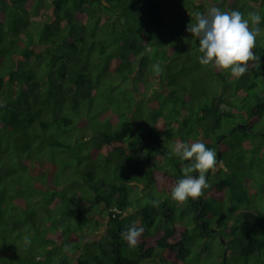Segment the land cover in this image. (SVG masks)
<instances>
[{"label":"trees","instance_id":"16d2710c","mask_svg":"<svg viewBox=\"0 0 264 264\" xmlns=\"http://www.w3.org/2000/svg\"><path fill=\"white\" fill-rule=\"evenodd\" d=\"M41 1L0 0V264L47 253L49 264H191L192 245L213 237L216 264L236 249L242 264H264V46L242 77L212 67L218 90L198 108L170 62L199 41L180 33L187 24L174 21L170 0H45L27 19ZM253 2L262 28L264 0ZM196 141L218 167L201 197L180 204L171 189L190 161L172 146ZM29 168L41 172L23 187ZM134 221L145 231L130 247L121 232Z\"/></svg>","mask_w":264,"mask_h":264},{"label":"clouds","instance_id":"9594fccd","mask_svg":"<svg viewBox=\"0 0 264 264\" xmlns=\"http://www.w3.org/2000/svg\"><path fill=\"white\" fill-rule=\"evenodd\" d=\"M203 1L197 2L202 8L200 12L190 14L191 22L186 28L199 41V52L202 54L198 57L199 63L230 71L232 76L237 78L242 77L248 71L249 62L259 59L253 49L256 47L257 36L262 31L259 27L260 15L252 12L249 13V18L245 19L238 10L222 11L215 6L202 13L205 8ZM151 67L156 75L163 73L160 64H153ZM172 152L181 161H190L182 168L183 178L171 189L172 200L183 204L189 198L198 199L204 194V190L211 186L207 174L210 171L214 173L218 167L215 150L207 148L203 142L196 141L177 142L172 146ZM158 203L153 201V206H158ZM144 231L145 229L134 221L121 232V237L130 247H135ZM65 251L70 252L71 249L66 247Z\"/></svg>","mask_w":264,"mask_h":264},{"label":"rangeland","instance_id":"374dc122","mask_svg":"<svg viewBox=\"0 0 264 264\" xmlns=\"http://www.w3.org/2000/svg\"><path fill=\"white\" fill-rule=\"evenodd\" d=\"M198 1H201V0H170V2H172L171 6H173V8H174V10H172V14H171V16L173 15L174 21L177 22L179 25H182V24L188 25L191 22L190 14L200 12V10L202 8V6H199L197 4ZM204 4H205L204 13H206L208 8L212 7V6L219 7L222 11L238 10L242 14L244 11L243 6H251L250 11L254 10L257 13V10L253 9V7H252V6H254L253 0H204ZM45 5H46V2H45V0H43L38 5H35L34 8L32 7L29 10H24L23 15L27 19L36 17L40 13L41 10H44ZM164 5H165V8H167V5H168L167 0L165 1ZM226 6H227V8H226ZM181 8H183V11L181 10ZM243 16L245 19H248V15L243 14ZM165 26H166L165 28L167 29V31H169L170 24L168 23ZM250 27H252L251 22H250ZM186 28H187V26H184V27L180 26V29H179L180 33L185 35V38H186V36H191V33H189L186 30ZM260 29H262V31L257 36L258 40L256 41V44L260 45V46H264V25ZM186 50L188 52V54L186 56H183V53H182V56H183L182 58L179 57V58H176L174 61L171 60L170 68H171V70L174 71L173 74H175L174 83L177 86H180L181 90L186 89L188 95L191 94L193 97H200V101L194 100L191 103V105H193L194 107L199 108V107L203 106L206 101L212 99V97L216 93V90H218V86L214 83L212 66H210V65L204 66V65H201L199 63L198 57H200L202 55L199 52V49L195 45H192V47L186 46ZM245 80L247 81V77L245 78ZM235 83L237 84V81H235ZM259 85H260V90L264 89V78L259 79ZM236 101H238V103H240V100L236 99ZM143 110L145 111V113L139 112V116L147 117L148 116V110H146L145 107H143ZM192 124H194V123H192ZM238 126H242V125L238 124ZM204 131H205L204 129L200 130L198 132L199 135H200V133H202L204 135ZM45 135L43 137H45ZM192 136H195V134H193ZM200 136H202V135H200ZM200 136H198V137H200ZM46 138H47V140L52 141V139H49L48 137H46ZM231 142H234V141H231ZM226 157L227 156H225V158ZM235 168H241L242 171L243 170L248 171L249 166L247 165V167H245L244 165H241V166H236ZM45 171L48 173L54 172L53 168H50V170L48 168H46ZM40 172L36 169L31 170V168H29L28 172L26 171L25 174H22V175L19 174V175H21L22 182L25 185L23 187H26L27 183L31 184V185L34 184L36 186V184L34 183L32 178H34V179L39 178ZM250 172H253V170L250 169ZM55 173L56 172H54V174ZM64 174L66 176V183L68 184L70 182V177L67 174V172H64ZM244 175L245 174H243V175L238 174V177L236 180V185L239 186L240 191H242V187H243L241 184H243V182H244L243 180H244V178H246V176L243 177ZM255 177L256 178H262V175L258 174ZM55 185L58 186L59 188H61V187L65 188L66 184L64 183L62 176L61 177L58 176L57 182H55ZM245 203H246V200H244V201L241 200L242 205H244ZM241 204L239 206H241ZM249 208H251V206H249ZM224 209L226 210L227 206ZM40 212H41V214H40L41 217H44V215L46 217V214L44 213V209H43V211L40 210ZM224 214H225V212H224ZM218 216H223V215L219 214L215 217L216 220L214 219V223H213V224H215V226L218 223V219L222 218V217H218ZM36 226L38 227V224ZM215 229H217V227ZM215 229H212V231L215 232ZM37 232L38 233H36L34 236L39 237V240L41 241L42 237L40 235V230H38ZM219 232H221V230H219ZM214 238L215 237H213L212 240H208L205 243L206 246H204V247H206V249L203 246L200 247L199 242H195L192 245V254H191V259H190L191 264H216L217 263V261L215 259V254H218L219 252H221L222 245L219 243V239L214 240ZM20 240L21 241H19V242L21 244L24 243L25 236H21ZM245 241H246V238L244 237L242 239V242L246 243ZM27 242L29 245H32L35 242V240L27 239ZM240 243H241V241L239 240L237 242V246ZM239 247H241V245H239ZM20 249H22V248H20ZM211 249H213L214 252L210 251ZM199 250H206V252H204V254H203V253H200ZM41 252L43 253V249L39 250V253H41ZM225 253L226 252H224V255H225ZM47 255H48V253L44 254V256H43L44 261L42 262L39 260L38 264H49L50 263V260H49L50 257H48ZM59 255H60L59 256L60 259L66 258L63 253H60ZM227 255H229V253H227ZM24 256H25V253L22 250L20 252L19 259H22V257H24ZM28 258H29V260H28L27 264H35L38 261V258H35L33 256L32 257L28 256ZM87 258H88V255H85V257L83 259H87ZM242 260H243V257L241 256L240 250L236 249L235 251H232V255L228 259V264H242L241 263Z\"/></svg>","mask_w":264,"mask_h":264},{"label":"crops","instance_id":"0c3cea01","mask_svg":"<svg viewBox=\"0 0 264 264\" xmlns=\"http://www.w3.org/2000/svg\"><path fill=\"white\" fill-rule=\"evenodd\" d=\"M203 3H204V1H203Z\"/></svg>","mask_w":264,"mask_h":264}]
</instances>
